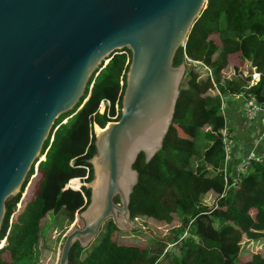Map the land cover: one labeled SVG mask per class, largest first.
Listing matches in <instances>:
<instances>
[{
	"label": "trees",
	"instance_id": "obj_1",
	"mask_svg": "<svg viewBox=\"0 0 264 264\" xmlns=\"http://www.w3.org/2000/svg\"><path fill=\"white\" fill-rule=\"evenodd\" d=\"M247 61L258 74L253 84L243 75ZM130 62L128 48L109 55L77 104L55 120L20 192L5 202L0 264H42L46 250L55 253L48 244L58 243L75 213L76 227L84 226L79 214L90 189L67 185L92 180L94 126L120 118ZM181 63L185 72L171 124L159 151L149 161L140 153L133 164L138 181L129 200L132 222L178 227L143 240L108 218L86 247L72 245L67 264H264V159L251 160L246 172L234 175L225 166L221 137L223 128L230 130L225 113L230 96L251 95L264 103V0H207L173 58L174 65ZM256 245L261 251L253 250Z\"/></svg>",
	"mask_w": 264,
	"mask_h": 264
},
{
	"label": "water",
	"instance_id": "obj_2",
	"mask_svg": "<svg viewBox=\"0 0 264 264\" xmlns=\"http://www.w3.org/2000/svg\"><path fill=\"white\" fill-rule=\"evenodd\" d=\"M206 1L0 0V227L7 198L20 192L55 120L77 104L109 55L124 48L131 62L121 116L95 127L93 178L81 184L90 189L79 214L84 226L66 235L57 264H67L75 242L86 247L106 219L122 231L131 224L133 164L140 153L149 161L162 147L185 72L173 58ZM256 74L247 61L243 75Z\"/></svg>",
	"mask_w": 264,
	"mask_h": 264
},
{
	"label": "rangeland",
	"instance_id": "obj_3",
	"mask_svg": "<svg viewBox=\"0 0 264 264\" xmlns=\"http://www.w3.org/2000/svg\"><path fill=\"white\" fill-rule=\"evenodd\" d=\"M226 69L227 70L225 71V75L226 76H230L231 75L230 73H232V71H233L232 68L228 67ZM230 97L232 99L234 98V96H230ZM232 99L226 100V102L228 103ZM103 107L104 106H102V110H103ZM94 131L96 133L95 126H94ZM42 159L43 158L41 156L39 158V160H42ZM36 169H37V163H35V165H34V172H36ZM234 174H236V173L234 172ZM29 181H30V178H29L28 182ZM28 182H27V184H26V186H25V188L23 190V193H25V191H26V187L28 185ZM81 184H85V183H83L81 180H79V181H76L75 182L74 186L78 188V187L81 186ZM76 216H77V214L75 213L73 215V222L70 225H67V223H65V225L63 227V229H64L63 230V233L60 236L61 238L58 241V243L55 242V243H49L48 244V245H51L52 246V249L55 250V253L53 254L52 253L53 251L51 252V251L46 250V254L44 255L45 259L43 260L42 264H57V262L59 260V256H60L61 246H62V244L64 242V239H65L66 235L68 233H70L76 227V225H75V223H76ZM52 218H53V215L50 214L48 216V219L46 220V222L44 224L43 233L41 234V237H42V240H43V244H44V242L47 241L46 238H45V235H46L45 234V231L50 227V224L53 222L52 221ZM130 222H131V224L129 226H127L126 229L123 232L130 233L131 235H134V237L135 236L141 237V238H143V240H147L149 238V236L162 237V236L168 235V234L171 233V229L172 228L178 227V225H179L177 222H173V223H170V224H168V223H155L152 220H147V219L140 220L139 222H141V224L132 222L131 220H130ZM134 229L137 231L136 234L131 233V232H133ZM56 234H57V232L56 233L55 232L53 233L54 236H56ZM120 239H122V238H120ZM122 240H125L126 241V239H122ZM2 244H3V242L0 243V246ZM173 245L174 244H169L167 246V249L170 252H172L174 254H177V248H176L175 245L174 246ZM251 246H252V244H251ZM262 247H263V250H264V242L262 244ZM253 250L254 251H261V248L258 245H256V246L253 247Z\"/></svg>",
	"mask_w": 264,
	"mask_h": 264
},
{
	"label": "built area",
	"instance_id": "obj_4",
	"mask_svg": "<svg viewBox=\"0 0 264 264\" xmlns=\"http://www.w3.org/2000/svg\"><path fill=\"white\" fill-rule=\"evenodd\" d=\"M258 78V74L252 77L250 84ZM234 98H241L243 100V114L246 122L260 121L264 124V103H258L256 99L251 95H235ZM226 102L222 101V108L225 106ZM101 111L102 108H101ZM66 121V120H65ZM64 121V122H65ZM229 127V126H228ZM234 132L232 129L223 128L221 130V137L223 139L224 153H225V166H230L233 174L243 173L248 170L251 160L262 161L264 155L257 153H249L242 159L237 158L238 149L240 144L238 140L234 139ZM44 158V156H42ZM226 180V174H225ZM19 206V205H18ZM209 211H207L208 213Z\"/></svg>",
	"mask_w": 264,
	"mask_h": 264
},
{
	"label": "crops",
	"instance_id": "obj_5",
	"mask_svg": "<svg viewBox=\"0 0 264 264\" xmlns=\"http://www.w3.org/2000/svg\"><path fill=\"white\" fill-rule=\"evenodd\" d=\"M225 113L228 119L227 126L232 129L240 144L237 158L242 159L252 152L264 155V124L260 121H245L243 100L241 98L230 100Z\"/></svg>",
	"mask_w": 264,
	"mask_h": 264
},
{
	"label": "bare ground",
	"instance_id": "obj_6",
	"mask_svg": "<svg viewBox=\"0 0 264 264\" xmlns=\"http://www.w3.org/2000/svg\"><path fill=\"white\" fill-rule=\"evenodd\" d=\"M97 128H98V127H97ZM98 129H100V128H98ZM78 181H79V180H78ZM70 184H71V183H70ZM70 184H68V185L71 186ZM71 187L77 189V187H75V186H71Z\"/></svg>",
	"mask_w": 264,
	"mask_h": 264
},
{
	"label": "clouds",
	"instance_id": "obj_7",
	"mask_svg": "<svg viewBox=\"0 0 264 264\" xmlns=\"http://www.w3.org/2000/svg\"><path fill=\"white\" fill-rule=\"evenodd\" d=\"M79 179V178H78ZM80 180V179H79Z\"/></svg>",
	"mask_w": 264,
	"mask_h": 264
}]
</instances>
